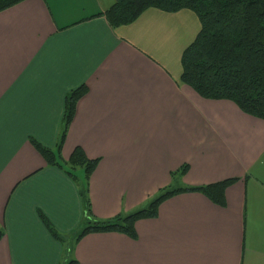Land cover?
<instances>
[{"label":"crops","instance_id":"crops-1","mask_svg":"<svg viewBox=\"0 0 264 264\" xmlns=\"http://www.w3.org/2000/svg\"><path fill=\"white\" fill-rule=\"evenodd\" d=\"M113 1L21 0L0 10V264H264V119L180 82L194 12L150 7L112 27L100 13ZM81 83L61 156L78 145L99 159L91 217L128 213L163 188L237 177L224 205L182 192L138 219L135 238L91 232L67 248L50 235L38 211L61 235L77 229L79 186L29 137L54 146L64 96Z\"/></svg>","mask_w":264,"mask_h":264},{"label":"trees","instance_id":"trees-1","mask_svg":"<svg viewBox=\"0 0 264 264\" xmlns=\"http://www.w3.org/2000/svg\"><path fill=\"white\" fill-rule=\"evenodd\" d=\"M21 0H0V10ZM167 12L189 9L199 20V29L192 41L182 50L179 80L189 85L199 96L207 99H228L242 112L264 119V0H114L100 14L112 27L135 20L146 8ZM84 83L71 88L64 96L62 125L54 146H48L30 136L29 141L49 166L58 167L77 181L71 171L81 168L84 183H78L86 225L74 233L73 243L91 232H120L135 238L134 223L138 219L157 215L164 200L182 192H199L210 201L224 205V190L236 181L230 177L220 181L163 188L146 205L128 213L98 218L90 215L88 183L98 158H88L80 146H75L66 160L61 148L77 100L86 93ZM70 168V169H69ZM187 169L183 165L180 173ZM38 216L46 230L56 240L63 238L40 211ZM0 229V237L2 236ZM65 264H77L72 258Z\"/></svg>","mask_w":264,"mask_h":264},{"label":"rangeland","instance_id":"rangeland-1","mask_svg":"<svg viewBox=\"0 0 264 264\" xmlns=\"http://www.w3.org/2000/svg\"><path fill=\"white\" fill-rule=\"evenodd\" d=\"M61 125H62V119H61ZM61 125H60V129H61ZM59 132H60V130H59ZM71 171L76 175L77 181H74V179L71 176H69L68 174H66V175L76 184V186L78 187L77 183L83 184L84 183V173H83L82 169L81 168H74V169H71ZM80 203H81L82 215H83L84 212H83V204L81 202V199H80ZM86 218H87L86 214H85V217H84V215L82 216V220L80 221V223H78L77 229L82 228L86 225ZM77 229L74 228L70 231V233H67V234H62V235L60 234L64 238L61 243H63V245L66 246L67 248H68V244L73 242L74 233L76 232ZM66 259H67V257H65V256L61 257L58 261V264H65Z\"/></svg>","mask_w":264,"mask_h":264}]
</instances>
